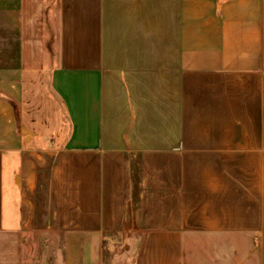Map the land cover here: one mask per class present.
Returning <instances> with one entry per match:
<instances>
[{"label":"crops","instance_id":"obj_1","mask_svg":"<svg viewBox=\"0 0 264 264\" xmlns=\"http://www.w3.org/2000/svg\"><path fill=\"white\" fill-rule=\"evenodd\" d=\"M43 78L68 123L25 135ZM132 230L139 264H264V0H0V264Z\"/></svg>","mask_w":264,"mask_h":264},{"label":"rangeland","instance_id":"obj_2","mask_svg":"<svg viewBox=\"0 0 264 264\" xmlns=\"http://www.w3.org/2000/svg\"><path fill=\"white\" fill-rule=\"evenodd\" d=\"M30 113L32 124L25 135L40 133L36 125L67 124V118L51 93L48 78L33 84ZM64 113V114H63ZM20 123H24L25 111L18 107ZM41 140L37 136L36 141ZM144 234L136 230L108 236L103 245L102 264H139L143 250ZM246 246V244H241ZM64 236L60 233L43 232L27 238L25 264H64Z\"/></svg>","mask_w":264,"mask_h":264}]
</instances>
